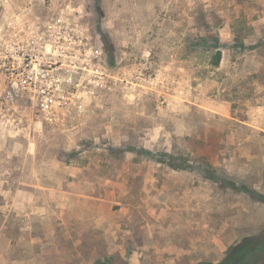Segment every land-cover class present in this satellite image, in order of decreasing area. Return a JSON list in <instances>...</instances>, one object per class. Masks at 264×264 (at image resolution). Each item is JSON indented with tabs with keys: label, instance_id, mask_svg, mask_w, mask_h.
<instances>
[{
	"label": "rangeland",
	"instance_id": "rangeland-1",
	"mask_svg": "<svg viewBox=\"0 0 264 264\" xmlns=\"http://www.w3.org/2000/svg\"><path fill=\"white\" fill-rule=\"evenodd\" d=\"M156 1L0 0L1 252L30 248L17 242L29 202L20 183L75 181L118 201L139 243L146 224L156 243H186L179 264L218 262L264 230V204L222 188L229 179L264 195V0H165L144 15ZM216 38L222 61L212 68ZM13 82L12 106L3 90ZM57 241L65 263L91 255Z\"/></svg>",
	"mask_w": 264,
	"mask_h": 264
},
{
	"label": "crops",
	"instance_id": "crops-1",
	"mask_svg": "<svg viewBox=\"0 0 264 264\" xmlns=\"http://www.w3.org/2000/svg\"><path fill=\"white\" fill-rule=\"evenodd\" d=\"M156 2L157 7L144 8L146 9L143 11L144 15L146 13L153 17L166 9L160 7L165 0ZM168 3L171 5L170 8H173L178 0H169ZM20 184L28 187L23 192L29 202L28 207L25 206L22 210V217L21 213L17 212V216L25 222L21 226L17 242H24L30 248L23 256L14 254L11 249L0 251V256L9 260L8 264H52L50 259L55 254L61 256V262L57 264H69V262L65 263L68 260L63 258V252L56 247L59 237L62 240L72 239L73 254L81 256L83 251L79 246L83 244L84 251L91 254L88 260L83 259L84 264H115L114 256L116 258L117 255H121L125 258L130 253L131 256L127 258L128 264H179V260L188 253L185 242L174 247L156 243L157 234L152 231L149 224L141 227L144 241L139 243L137 235L124 228L131 217L127 213L121 214L120 217L114 212L113 205L119 202L107 196L83 192L79 187L82 185L80 182L78 184L75 181L69 182L66 185L64 182H56L54 185L41 182ZM19 194L21 193L16 192L12 197L15 202L14 208H16L15 204L20 202ZM90 204L95 205V209H92ZM155 219L157 223L154 224V228L161 223V216L158 215ZM50 222L56 223L52 225ZM38 224L42 225L46 233L37 230ZM175 237L183 240L185 236L183 234ZM5 240L6 238L0 234V242ZM7 241L8 246L12 247L13 239L9 238ZM98 245L102 247L99 248ZM150 253L157 254V257H151ZM135 254L139 256L136 257ZM160 254H163L162 257Z\"/></svg>",
	"mask_w": 264,
	"mask_h": 264
},
{
	"label": "trees",
	"instance_id": "trees-1",
	"mask_svg": "<svg viewBox=\"0 0 264 264\" xmlns=\"http://www.w3.org/2000/svg\"><path fill=\"white\" fill-rule=\"evenodd\" d=\"M209 41L207 37L201 38L203 45H209ZM214 41V46H210V48L214 49V52H211L213 53L212 56H207L209 58L207 65L212 68H218L222 61V47L220 46L219 39L216 38ZM111 57L113 58V56ZM142 152L151 157H155L152 152L146 150H142ZM162 156L174 160L173 156L168 153H164ZM167 165L173 169L185 170L183 166H177L175 163H168ZM222 182V188L245 193L253 200L264 204V195H261L247 185H239L229 179H223ZM196 264H264V230L259 235L245 236L239 242L231 245L218 262L201 261Z\"/></svg>",
	"mask_w": 264,
	"mask_h": 264
},
{
	"label": "built area",
	"instance_id": "built-area-1",
	"mask_svg": "<svg viewBox=\"0 0 264 264\" xmlns=\"http://www.w3.org/2000/svg\"><path fill=\"white\" fill-rule=\"evenodd\" d=\"M26 72V71H25ZM25 75V74H24ZM26 77V79H25ZM30 75L27 73L26 76H24L23 84L25 89H31V84L29 81ZM5 101L8 105H15L16 98L19 96L20 89L17 86V82H13L11 88L9 90H3Z\"/></svg>",
	"mask_w": 264,
	"mask_h": 264
}]
</instances>
